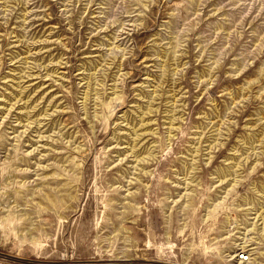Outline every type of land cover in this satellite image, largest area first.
Masks as SVG:
<instances>
[{
	"label": "rangeland",
	"instance_id": "obj_1",
	"mask_svg": "<svg viewBox=\"0 0 264 264\" xmlns=\"http://www.w3.org/2000/svg\"><path fill=\"white\" fill-rule=\"evenodd\" d=\"M0 217V264L264 263V0H0Z\"/></svg>",
	"mask_w": 264,
	"mask_h": 264
},
{
	"label": "bare ground",
	"instance_id": "obj_2",
	"mask_svg": "<svg viewBox=\"0 0 264 264\" xmlns=\"http://www.w3.org/2000/svg\"><path fill=\"white\" fill-rule=\"evenodd\" d=\"M4 226H5V219L0 217V227H4ZM29 229H27V228L24 229V230L17 229L15 231L16 237H17V239H19L21 244L35 243L36 242V237L33 235L32 231L29 230ZM223 253L224 252H221L219 254L218 258L220 260H225L226 259V261H232V262L227 263V264H264L263 262L261 263L260 261L255 260L254 258L248 260L249 257L248 256L245 257L244 255H241L240 254L241 252L239 254H234V255L231 254V255H233L231 258L230 257L228 258V253L225 254V255H223ZM232 259H234V261Z\"/></svg>",
	"mask_w": 264,
	"mask_h": 264
}]
</instances>
